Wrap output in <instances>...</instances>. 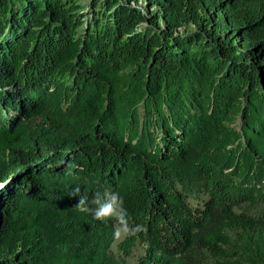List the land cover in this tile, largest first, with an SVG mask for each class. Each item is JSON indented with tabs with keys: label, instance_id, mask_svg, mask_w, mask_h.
<instances>
[{
	"label": "trees",
	"instance_id": "obj_1",
	"mask_svg": "<svg viewBox=\"0 0 264 264\" xmlns=\"http://www.w3.org/2000/svg\"><path fill=\"white\" fill-rule=\"evenodd\" d=\"M117 226L264 264V0H0V264H120Z\"/></svg>",
	"mask_w": 264,
	"mask_h": 264
},
{
	"label": "rangeland",
	"instance_id": "obj_2",
	"mask_svg": "<svg viewBox=\"0 0 264 264\" xmlns=\"http://www.w3.org/2000/svg\"><path fill=\"white\" fill-rule=\"evenodd\" d=\"M86 1V0H85ZM131 6H145V0H123ZM129 230L126 226L116 227V241L111 247L112 255L119 261L120 264H140L141 257L145 254V247L138 245L132 250L131 255L125 256L120 244L126 239Z\"/></svg>",
	"mask_w": 264,
	"mask_h": 264
},
{
	"label": "clouds",
	"instance_id": "obj_3",
	"mask_svg": "<svg viewBox=\"0 0 264 264\" xmlns=\"http://www.w3.org/2000/svg\"><path fill=\"white\" fill-rule=\"evenodd\" d=\"M119 199L118 195L114 194L111 197V202L107 201V202H100L97 201L98 203V207L95 209V215L97 217H103V216H108V215H112V214H117L119 215V213L115 210L113 204L114 202H117ZM85 203V198L82 197L80 200V205H84ZM82 211H87V208L81 207Z\"/></svg>",
	"mask_w": 264,
	"mask_h": 264
}]
</instances>
